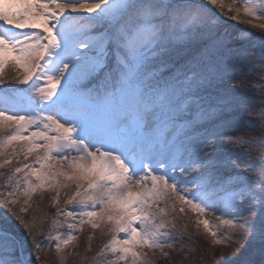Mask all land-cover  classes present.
<instances>
[{
	"label": "snow or ice",
	"instance_id": "1",
	"mask_svg": "<svg viewBox=\"0 0 264 264\" xmlns=\"http://www.w3.org/2000/svg\"><path fill=\"white\" fill-rule=\"evenodd\" d=\"M221 16L264 32V0H0V264L53 247L66 264L85 226L110 237L95 264H150L174 248L177 208L213 247L246 240L224 264H264V103L243 151L223 147L234 122L203 128L248 101L224 87L238 69ZM256 39L239 65L264 101ZM46 194L55 215L38 240L26 216Z\"/></svg>",
	"mask_w": 264,
	"mask_h": 264
},
{
	"label": "rangeland",
	"instance_id": "2",
	"mask_svg": "<svg viewBox=\"0 0 264 264\" xmlns=\"http://www.w3.org/2000/svg\"><path fill=\"white\" fill-rule=\"evenodd\" d=\"M223 20L222 17H220ZM225 21V20H223ZM237 29V37H233L229 34V30L226 28ZM219 34L224 38L226 45L229 49H233V54L236 56L237 71L233 73L235 79L224 85V87L232 88L236 92L248 98L246 106L236 112L224 113L217 120L210 121L203 125L205 129H211L216 123L220 121H232L237 125L236 135L232 140L226 139L223 142V147L229 148L231 151H243L247 147V142L255 141L260 137L259 122L257 120L256 113L259 111V106L264 101L261 100V94L251 90V85L259 81L258 75H246V70L243 71V67L239 65L241 59L253 60L258 54L260 41L256 37L264 36V32L255 31L245 25L234 24L229 21H225L218 28ZM244 33H252L247 39H241ZM231 41H235L233 45H230ZM239 44V47L236 46ZM236 46V47H235ZM192 47V48H191ZM200 45L193 44L190 46L187 56L178 59L177 63L183 62L188 56L195 55ZM237 48H240L239 50ZM6 74L11 81L14 73L10 68L6 69ZM12 87H27L16 85L11 83ZM246 142L239 144L240 138ZM237 144V147L233 148L232 145ZM7 171V170H5ZM235 171H243V169H235ZM4 180L0 179V189L4 186ZM63 199V196H62ZM163 206V205H161ZM15 210V209H14ZM55 215V209L51 207V194H46L41 200L39 197L34 198L33 206L28 210L26 219L32 220L35 218L34 230L37 233L36 238L38 240L44 239V234L52 231L51 221ZM167 221H170L168 231L173 237H176L174 248L165 249L169 253L168 258L163 257L159 252H149L148 260L150 264H197V259L201 256H206L209 261L220 262L224 264L225 260L234 259L241 251H243L246 240H241L238 245L230 246H215L213 247L211 238L203 233L202 228L198 231L195 226L196 216L190 211L180 213L178 208L175 213L170 212L167 217ZM175 225V227L172 226ZM58 231L61 233H67L69 229L61 228ZM79 246L76 248L75 254L69 256L66 264H95L92 257L97 253L100 247L110 238L104 234L103 229H98L93 232L88 226H85L83 233L79 234ZM93 236L91 241L92 251L88 252V237ZM54 245V241L51 242ZM34 259V254H33ZM196 261V262H195ZM204 263V262H202ZM36 264H58V257L53 248H46L42 254L40 261ZM219 264V263H218Z\"/></svg>",
	"mask_w": 264,
	"mask_h": 264
},
{
	"label": "trees",
	"instance_id": "3",
	"mask_svg": "<svg viewBox=\"0 0 264 264\" xmlns=\"http://www.w3.org/2000/svg\"><path fill=\"white\" fill-rule=\"evenodd\" d=\"M226 28V27H225ZM227 30H229V34H231L233 37H237V35L238 34H236L237 33V29H232L233 31H231V28H226ZM239 32V31H238ZM192 48V47H191ZM190 47H189V49H191ZM243 71H245L244 70V68H243ZM207 257L206 256H201L199 259H197L198 261H197V264H220V262H215V261H213V260H211V261H209L208 259H206ZM196 262V261H195ZM202 262H204V263H202Z\"/></svg>",
	"mask_w": 264,
	"mask_h": 264
},
{
	"label": "bare ground",
	"instance_id": "4",
	"mask_svg": "<svg viewBox=\"0 0 264 264\" xmlns=\"http://www.w3.org/2000/svg\"><path fill=\"white\" fill-rule=\"evenodd\" d=\"M226 2H227V0H226ZM209 7H211V6L209 5ZM214 11H215V9H214ZM221 17H222L223 20H225V21H229V22L234 23V24H240V22H238V21H233V20L227 19L226 17H223V16H221ZM225 21H224V22H225ZM241 24H242V25H245V26H247V27H249V28H251V29H253V30H255V31L262 32V31L259 30V29H255V28L251 27V25H249V24H246V23H241ZM233 43H235V41H231L230 45H233ZM236 46L239 47V44H237ZM236 46H235V47H236ZM237 49L239 50L240 48H237Z\"/></svg>",
	"mask_w": 264,
	"mask_h": 264
}]
</instances>
